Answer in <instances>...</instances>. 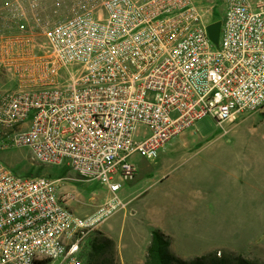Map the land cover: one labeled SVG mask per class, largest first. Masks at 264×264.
<instances>
[{
	"label": "built area",
	"instance_id": "obj_1",
	"mask_svg": "<svg viewBox=\"0 0 264 264\" xmlns=\"http://www.w3.org/2000/svg\"><path fill=\"white\" fill-rule=\"evenodd\" d=\"M226 1L215 43L196 0H77L54 23L37 0H5L0 77L15 87H0V150L28 145L42 164L67 161L111 196L79 215L62 178L0 161V264H86L89 234L124 206L132 155L158 158L203 117L223 126L264 108V0ZM140 125L150 134L139 141Z\"/></svg>",
	"mask_w": 264,
	"mask_h": 264
},
{
	"label": "rangeland",
	"instance_id": "obj_2",
	"mask_svg": "<svg viewBox=\"0 0 264 264\" xmlns=\"http://www.w3.org/2000/svg\"><path fill=\"white\" fill-rule=\"evenodd\" d=\"M37 1L44 19L54 23L64 20L77 0ZM196 2L208 23L224 22L226 0ZM0 87L15 84L1 76ZM149 134L140 125L135 138ZM130 160L137 173L118 192L124 206L89 234L85 252L91 240L105 236L116 247L115 261L107 264H145L152 230L161 228L172 236L173 252L183 258L230 251L264 264V108L239 112L223 126L203 117L169 140L158 158L135 153ZM0 161L21 176L62 178L60 190L73 196L69 205L79 215L93 212L111 196L99 181L80 179L67 161L38 162L28 145H8L0 150Z\"/></svg>",
	"mask_w": 264,
	"mask_h": 264
},
{
	"label": "trees",
	"instance_id": "obj_3",
	"mask_svg": "<svg viewBox=\"0 0 264 264\" xmlns=\"http://www.w3.org/2000/svg\"><path fill=\"white\" fill-rule=\"evenodd\" d=\"M172 243V236L159 228L153 229L145 264H260L230 251L221 255L214 251L201 256L183 258L172 251ZM83 256L86 264H107L108 260L113 263L116 258L115 242L109 237H97L90 241Z\"/></svg>",
	"mask_w": 264,
	"mask_h": 264
},
{
	"label": "water",
	"instance_id": "obj_4",
	"mask_svg": "<svg viewBox=\"0 0 264 264\" xmlns=\"http://www.w3.org/2000/svg\"><path fill=\"white\" fill-rule=\"evenodd\" d=\"M221 25L222 22L221 21H217L214 23H210L208 25V31L210 34L211 39L215 42L218 43L219 42V38H220V32H221Z\"/></svg>",
	"mask_w": 264,
	"mask_h": 264
},
{
	"label": "crops",
	"instance_id": "obj_5",
	"mask_svg": "<svg viewBox=\"0 0 264 264\" xmlns=\"http://www.w3.org/2000/svg\"><path fill=\"white\" fill-rule=\"evenodd\" d=\"M167 144V143H166ZM156 229V228H155ZM159 229H161V228H159ZM162 231H164L166 234H168L167 233V231L166 230H164V229H161ZM168 235H170V234H168ZM171 236V235H170ZM173 244V243H172ZM171 249H172V246H171ZM173 251V250H172Z\"/></svg>",
	"mask_w": 264,
	"mask_h": 264
}]
</instances>
